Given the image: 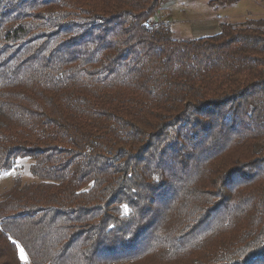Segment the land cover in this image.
Segmentation results:
<instances>
[{
	"label": "trees",
	"instance_id": "obj_1",
	"mask_svg": "<svg viewBox=\"0 0 264 264\" xmlns=\"http://www.w3.org/2000/svg\"><path fill=\"white\" fill-rule=\"evenodd\" d=\"M164 4L0 0V264H264V18Z\"/></svg>",
	"mask_w": 264,
	"mask_h": 264
},
{
	"label": "rangeland",
	"instance_id": "obj_2",
	"mask_svg": "<svg viewBox=\"0 0 264 264\" xmlns=\"http://www.w3.org/2000/svg\"><path fill=\"white\" fill-rule=\"evenodd\" d=\"M164 2L161 10L164 13H161L160 19L162 22H168L170 19L168 23L174 35L179 38L211 36L215 32L219 33L223 24H242L247 19L264 18V0H164ZM29 164L28 160L20 161L14 170L0 176V199L13 187L18 178H21L23 184L37 182V178L31 175ZM24 256L26 257L25 254ZM23 262L29 264L28 258Z\"/></svg>",
	"mask_w": 264,
	"mask_h": 264
},
{
	"label": "built area",
	"instance_id": "obj_3",
	"mask_svg": "<svg viewBox=\"0 0 264 264\" xmlns=\"http://www.w3.org/2000/svg\"><path fill=\"white\" fill-rule=\"evenodd\" d=\"M157 20H149L146 23L148 29H153L156 26Z\"/></svg>",
	"mask_w": 264,
	"mask_h": 264
},
{
	"label": "crops",
	"instance_id": "obj_4",
	"mask_svg": "<svg viewBox=\"0 0 264 264\" xmlns=\"http://www.w3.org/2000/svg\"><path fill=\"white\" fill-rule=\"evenodd\" d=\"M170 21H171V20L169 19L168 22H170ZM215 31H217V30H215ZM215 31H214V32H215ZM217 34H218V33L215 32V34H214V35L212 34L211 36H215V35H217ZM204 37H210V35H209V36H199V37H194V38H204Z\"/></svg>",
	"mask_w": 264,
	"mask_h": 264
},
{
	"label": "snow or ice",
	"instance_id": "obj_5",
	"mask_svg": "<svg viewBox=\"0 0 264 264\" xmlns=\"http://www.w3.org/2000/svg\"><path fill=\"white\" fill-rule=\"evenodd\" d=\"M21 259H22V260H25V261H26V259H27V258L24 256V254H23V250H22V249H21Z\"/></svg>",
	"mask_w": 264,
	"mask_h": 264
},
{
	"label": "water",
	"instance_id": "obj_6",
	"mask_svg": "<svg viewBox=\"0 0 264 264\" xmlns=\"http://www.w3.org/2000/svg\"><path fill=\"white\" fill-rule=\"evenodd\" d=\"M162 12L164 13V11H160V12L158 13L157 18H156L157 21H159Z\"/></svg>",
	"mask_w": 264,
	"mask_h": 264
}]
</instances>
